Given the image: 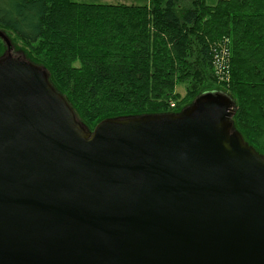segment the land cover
<instances>
[{
	"label": "water",
	"instance_id": "obj_1",
	"mask_svg": "<svg viewBox=\"0 0 264 264\" xmlns=\"http://www.w3.org/2000/svg\"><path fill=\"white\" fill-rule=\"evenodd\" d=\"M0 38V264H264V155L229 95L91 129Z\"/></svg>",
	"mask_w": 264,
	"mask_h": 264
},
{
	"label": "trees",
	"instance_id": "obj_2",
	"mask_svg": "<svg viewBox=\"0 0 264 264\" xmlns=\"http://www.w3.org/2000/svg\"><path fill=\"white\" fill-rule=\"evenodd\" d=\"M142 1L0 0V30L46 67L91 129L112 117L177 113L218 91L235 101V128L264 155V0ZM223 48L225 75L215 64Z\"/></svg>",
	"mask_w": 264,
	"mask_h": 264
},
{
	"label": "rangeland",
	"instance_id": "obj_3",
	"mask_svg": "<svg viewBox=\"0 0 264 264\" xmlns=\"http://www.w3.org/2000/svg\"><path fill=\"white\" fill-rule=\"evenodd\" d=\"M73 1H79V2H89V3H104V4H113V3H142V0H73ZM208 4H216L219 0H206ZM12 40V39H11ZM12 45L13 48L11 50L12 55H14L15 57H19V58H25L30 60L29 56L26 55L25 49L23 47H21L20 45H18L17 43H13L12 41ZM7 50H5L2 55L4 53H6Z\"/></svg>",
	"mask_w": 264,
	"mask_h": 264
},
{
	"label": "built area",
	"instance_id": "obj_4",
	"mask_svg": "<svg viewBox=\"0 0 264 264\" xmlns=\"http://www.w3.org/2000/svg\"><path fill=\"white\" fill-rule=\"evenodd\" d=\"M221 52L222 53L216 57L215 64L219 68V73L222 75H225L223 70L229 66V64H228V52H225V48H223V50Z\"/></svg>",
	"mask_w": 264,
	"mask_h": 264
}]
</instances>
